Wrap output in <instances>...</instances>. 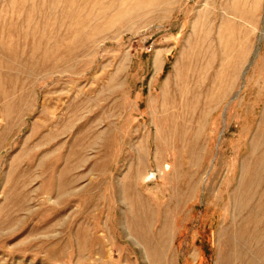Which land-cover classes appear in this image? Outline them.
Segmentation results:
<instances>
[{
	"label": "rangeland",
	"instance_id": "rangeland-1",
	"mask_svg": "<svg viewBox=\"0 0 264 264\" xmlns=\"http://www.w3.org/2000/svg\"><path fill=\"white\" fill-rule=\"evenodd\" d=\"M0 264H264V0H0Z\"/></svg>",
	"mask_w": 264,
	"mask_h": 264
},
{
	"label": "bare ground",
	"instance_id": "bare-ground-1",
	"mask_svg": "<svg viewBox=\"0 0 264 264\" xmlns=\"http://www.w3.org/2000/svg\"><path fill=\"white\" fill-rule=\"evenodd\" d=\"M144 210H145V213H147L144 216L141 215L140 213H138V211H134L135 212L134 214L136 216V220L138 221V219H139L140 223L145 225L151 217V212L146 207ZM136 232L138 234H142L143 230H142V228H140L139 231L136 230ZM166 238H167L166 232L164 230H160L159 231V237L156 241V244L154 247L151 248L153 250V252L159 256L156 258L158 263H162L163 257L165 256L164 254H166V252H167V246H166V242H167L166 240L167 239Z\"/></svg>",
	"mask_w": 264,
	"mask_h": 264
}]
</instances>
